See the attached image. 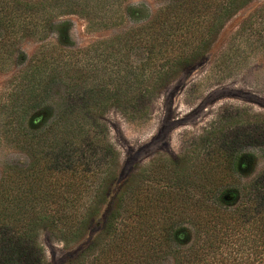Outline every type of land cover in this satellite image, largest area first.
<instances>
[{"label": "trees", "instance_id": "1", "mask_svg": "<svg viewBox=\"0 0 264 264\" xmlns=\"http://www.w3.org/2000/svg\"><path fill=\"white\" fill-rule=\"evenodd\" d=\"M117 1L0 0V68L21 53L26 57L19 44L28 37L43 39L55 32L59 41L40 49L14 80L12 137L31 159L26 165H10L0 177V264H48L41 232L70 243L88 236L95 225V239L66 264H204V243L186 246L184 225L190 217L197 225L195 240L203 233L214 248L209 264H241L245 258L247 264H264V189L254 196L251 217L248 206L223 208L238 197L234 190L228 191L235 194L231 201L224 199L228 192L221 195L223 170L175 178L165 168L163 178H154L150 169L142 186L138 174L120 182L112 173L119 154L103 120L114 107L132 119L147 117L151 100L206 57L214 41L210 37L227 12L199 2L173 4L147 24L83 49H73L70 22L53 19L56 11L58 16L79 12L93 26L115 25L121 19L113 9ZM136 11L131 15L137 17ZM229 54L218 59L225 61ZM77 70L79 78L73 74ZM58 86L66 96L47 114ZM249 136L250 143L264 145V134ZM241 147L237 139L215 147L207 153L208 164L216 151L218 165L238 172L253 155ZM263 181L253 185L264 187ZM190 186L202 191L199 198L189 194ZM229 222L254 228L252 243L248 236L237 237L227 242L231 249L219 250L216 242L222 237L216 227H229ZM259 239L262 258L256 263L249 256L253 251L259 255L253 243ZM247 242L253 251L248 252Z\"/></svg>", "mask_w": 264, "mask_h": 264}, {"label": "rangeland", "instance_id": "2", "mask_svg": "<svg viewBox=\"0 0 264 264\" xmlns=\"http://www.w3.org/2000/svg\"><path fill=\"white\" fill-rule=\"evenodd\" d=\"M184 2L186 5L192 2L211 4L218 9L221 6L220 10L227 13L210 37L214 41L206 57L181 72L151 100L147 117L132 119L117 107L106 111L103 120L107 126V137L119 154L112 173L120 182L138 174L137 180L142 186L150 169L154 178H163L165 168L175 178H182L183 174L206 173L211 168V172L218 175L215 171L223 170L225 185L221 195L229 190L238 191L236 201L223 205V208L234 211L248 206L252 217L254 196L264 189L253 185L264 179V154L261 150L264 145L250 143L248 138L251 137L249 134H264V37H260L264 35V0H118L113 9H118L121 19L115 25L93 26L79 12L58 16L60 13L56 11L53 19L69 21L73 49H83L97 42L113 40L132 28L147 24L161 9ZM230 5L233 6L231 10L224 9ZM133 9L139 10L136 11L137 17L131 15ZM52 45H59L55 32L45 33L43 39L28 37L19 44V52H24L26 57L21 53L5 68H0V177L10 165H26L31 159L12 137L14 97L11 93L15 88L14 80L29 59L43 47ZM223 52L230 53L225 61L218 59ZM73 74L79 78L81 71ZM65 96L66 92L56 87L46 106L47 114L56 111V106L63 102ZM257 125L259 127L255 128ZM232 139L242 142L244 154H253L244 167L233 172L226 164L218 165L214 161L218 154L216 151L209 165L207 153ZM188 192L198 198L202 194L192 186ZM184 226L189 236L186 246L202 241L204 264H209L214 248L203 240V233L201 240H195V218H188ZM216 230L222 237L216 242L219 250L231 249L232 244L227 242L235 241L237 237L248 236L252 243L255 234L254 228L243 224L234 226L233 222H229V227L218 224ZM97 234L98 226L95 225L88 236L70 243L63 242L50 231L41 232L39 240L44 246L48 264H66L68 258L93 241ZM253 243L258 245L259 255L250 249L251 244L247 242L248 252L253 251L249 260L259 263L262 244L260 239ZM241 264H247V259Z\"/></svg>", "mask_w": 264, "mask_h": 264}, {"label": "water", "instance_id": "3", "mask_svg": "<svg viewBox=\"0 0 264 264\" xmlns=\"http://www.w3.org/2000/svg\"><path fill=\"white\" fill-rule=\"evenodd\" d=\"M235 198V194L233 192H228L227 194H225L224 199L226 201H231Z\"/></svg>", "mask_w": 264, "mask_h": 264}]
</instances>
